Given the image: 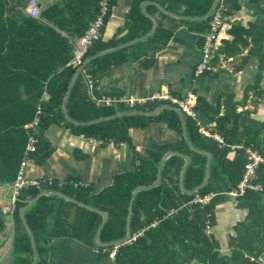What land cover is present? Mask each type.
<instances>
[{"label": "trees", "instance_id": "1", "mask_svg": "<svg viewBox=\"0 0 264 264\" xmlns=\"http://www.w3.org/2000/svg\"><path fill=\"white\" fill-rule=\"evenodd\" d=\"M103 1L57 0L42 8L40 17L35 18L24 11L27 0H0V182L12 184L15 181L26 155L37 164L46 161L53 152V146L43 134L53 123H62L72 133L100 140L103 144L111 140L116 144L129 143V128L144 126L153 119L165 120L171 128L181 133V119L174 109L169 108L153 116L122 115L85 124H75L65 117L63 100L82 62L67 65L74 56L73 45L60 30L70 28L75 36H82L101 14ZM133 1L130 15L139 10L138 14L143 16L140 12L142 0ZM160 1L172 12L179 13L184 7L182 13L190 16L205 15L214 2ZM258 1L264 4V0ZM115 4L116 0H107L104 25ZM222 7L225 9L222 10L224 16L232 9L239 8L238 0H219L208 18L183 21L192 24L190 27L196 31L205 32L210 29V22ZM132 19L135 20V17ZM138 24L136 21L126 36L110 40L103 38V25L82 61L101 50L145 34L151 27L148 24L139 33ZM162 30L159 27L152 39ZM230 31L234 40L244 46H249L248 38L251 37L248 55L256 56L260 69L264 70V23L252 22L248 27L234 24ZM125 49L93 59L79 73L66 102L73 120L88 122L118 112L155 108L157 101L150 103V106L139 104L132 109L124 103L117 107L106 105L97 102V97L102 98L101 93H97L95 98L88 93L89 77L86 75L91 76L96 90V80L102 74L99 70L103 67L101 60L111 55L113 59L116 53H122ZM108 64L104 67L108 68ZM44 92L48 93L49 99L42 101L43 114L38 126L36 130L33 127L27 129L25 125L33 119ZM235 112V107H228L224 115L215 119L217 124L213 131L223 136V143L200 133L194 120L186 116V126L192 141L212 153L208 182L195 193L182 192L179 172L184 160L176 155L171 156L163 166L162 183L137 193L130 220L131 233L135 238L123 244H98L96 234L103 217L99 211L79 203L109 212L100 235L102 242L110 243L124 238L132 191L138 185H149L155 181L165 148L150 151L147 157L139 156L141 161L135 169L117 174L113 183L99 193H94L92 185H84L72 177L64 180L40 179L39 186L23 187L16 197L12 216L9 215L14 222L12 264L33 262V244L20 216V208L44 190L61 192L63 195H43L25 211V220L34 234L38 252L36 264H48L47 256L52 249V242L60 237L78 238L91 247L104 250L106 255L115 250L114 264H264V120L251 118V112L247 110ZM30 136L36 139L35 149L27 151ZM233 145L236 146L235 156L230 159L228 154ZM248 146L261 154L262 160L258 162L250 180L253 187L249 186L243 193L236 195V205L245 209L246 215L233 225L234 233H230L227 251H224L220 241L208 231L217 224V205L224 202L226 194L233 189L239 192L238 185L244 178L249 162ZM192 153L194 158L184 179L185 187L189 190L203 182L207 159L204 154L196 151ZM64 195L79 203L66 199ZM207 196H210L207 203L199 200ZM2 227L0 217V230Z\"/></svg>", "mask_w": 264, "mask_h": 264}, {"label": "crops", "instance_id": "2", "mask_svg": "<svg viewBox=\"0 0 264 264\" xmlns=\"http://www.w3.org/2000/svg\"><path fill=\"white\" fill-rule=\"evenodd\" d=\"M38 1L42 9L55 3L57 0ZM28 3L29 1L27 0L24 9L27 13ZM133 3V0H116V4L112 7L111 14L104 25L103 38L105 40H110L126 36L130 33V27L134 26L136 21L139 22L137 28L139 33H141L148 24H150L151 27L145 34L93 54L96 55V57L93 58L95 59L115 50L126 48L122 53H116L113 59L111 55L108 59L105 60L104 57L101 60L103 61V67L99 70H101L102 74L96 80V90L91 76L89 74L86 75L89 77L87 78L88 93L92 98H95L97 93H101L102 98L97 97V102L99 103L106 105L113 104L116 107L124 103L131 109L139 104L150 106V103L157 101L153 109L128 111L150 112L157 108H161L160 111L155 114L135 113L146 116L158 115L166 108L174 109L166 106L169 104L177 107L182 112L184 115L185 127L181 120L180 133L176 129L171 128L167 121L153 119L144 126L134 125L130 127L129 135L131 141L129 143L116 144L111 140L103 144L100 140L86 138L82 135L72 133L70 128H67L62 123H53L48 126L43 134L53 146V152L43 164L35 163L33 159L26 155L22 161L25 162L24 175L26 179L40 181V179L55 178L64 180L72 177L77 178L80 180L79 182H82L84 185H92L94 193H99L113 183L114 177L117 174L135 169L141 161L138 158L139 156L147 157L150 151H161L165 148L158 164V172L159 168L162 167L161 181L154 187L162 183V169L166 161L171 156L176 155L184 160L179 172V187L182 192H185L181 187L182 171L187 163L183 155H188L190 157V164L194 158L192 152L196 151L191 147L188 140L196 149L201 151L196 152L207 156L205 176L209 159L205 152L210 153L211 162L212 153L210 150L202 149L192 141V136L188 133L186 126V116L188 115L178 104L173 102V99L183 100L188 94L193 93L195 95L194 110L196 118L188 117H190L192 121L194 120L196 126L199 127L200 133L213 137L220 143H223L224 140L221 134L213 131L217 124L215 119L224 115L228 107H235V113H243L246 110L250 111L251 118L258 121L264 120V70L260 69L259 60L256 56L248 55L252 45L251 37L248 38L250 42L249 46H244L240 41L236 42L234 40V35L230 31V28L234 24L248 27L252 22L258 23L262 21L264 23V4L262 2L258 0H238L239 8L232 9L229 14L226 13L223 16L221 27L215 32L212 31L211 24L210 29L205 32L196 31L190 27L193 25L183 20L200 19L196 17L201 16L184 15L182 13L184 7L180 9L179 13H176L168 10L166 5L161 3L160 0H142L140 12L143 13V16L138 14L139 10L134 15H130ZM217 5L218 2L215 8ZM222 10L225 9L222 7L218 11L222 12ZM134 17L135 20L132 19ZM159 27H162L163 30L155 39H152ZM60 31L68 38L69 43L73 45L74 56L67 63V65H71L73 64L76 50L80 45L81 36H75L70 28H68V30L65 28ZM212 36H214V38ZM208 37H212L213 47L212 50L206 54L204 46ZM93 55L84 59L81 65L78 66V69H80L79 73L93 60L91 59L86 62L87 59ZM112 61L113 63L110 64ZM202 63L207 64V68L202 73H199L198 69ZM106 64H108V68L104 67ZM48 99V93L44 92L40 102L36 106L33 119L25 125L27 129L30 127V124L33 123L39 109L41 110V114H43L42 101H47ZM131 101H133V105ZM217 111L219 114H216ZM33 128L36 130L37 127L35 126ZM185 132L187 137L185 136ZM231 149L228 157L233 159L236 146H231ZM246 151L249 154L248 157L250 162V151H253L251 150V146H248ZM253 152L256 151L254 150ZM167 153L172 154L163 161ZM256 153L259 156L261 155L258 152ZM186 170L183 177L184 187ZM155 181L153 183H155ZM13 183L7 184L0 182V217L3 223V227L0 230V264H12L14 258L12 252L14 222L12 217L5 214L2 210L3 207L10 202ZM138 186L132 191L128 206L127 221L130 214L129 209L131 202V217L133 214L135 200L133 197H136L137 193L142 190H138L134 196V191ZM232 191L237 190L233 189ZM58 193L61 194V192ZM229 194V192L226 194L227 199L224 202L217 205V224L210 227L208 231L214 234L220 241L224 251H227L229 235L232 233L229 230H232L233 225L246 215L245 209L237 207L236 197H229ZM65 198L76 201L71 197L65 196ZM79 204L83 206L86 205L84 203ZM91 210L106 211L96 208ZM106 212L109 218L110 214L108 211ZM223 212H226V214L224 215ZM236 216H240V218L237 219ZM225 219H228V222L224 229L225 242L223 243L222 236L218 233L223 229L222 224ZM227 228L230 229L227 230ZM232 231L234 233V230ZM104 253V250L101 251L98 247H91L78 238L60 237L53 240L52 249L47 259L48 264H114L113 258H111L109 254L106 255Z\"/></svg>", "mask_w": 264, "mask_h": 264}, {"label": "built area", "instance_id": "3", "mask_svg": "<svg viewBox=\"0 0 264 264\" xmlns=\"http://www.w3.org/2000/svg\"><path fill=\"white\" fill-rule=\"evenodd\" d=\"M40 4L37 0H30L28 4V13L33 17H38L40 15ZM108 11L107 6V0H104L102 2V11L99 17H97L90 25L89 29L81 36L80 38V45L76 50V55L73 60L74 64H80L82 62V59L84 55L87 53L88 48L91 46L93 41L98 38L99 32L101 27L104 25V15ZM223 21V14L221 11H217L214 15L213 20L211 21L212 31L215 32L218 30V28L221 26ZM214 38V36H212ZM212 37H208L205 46L204 51L206 54L212 50L213 47V39ZM207 68V64L202 63L199 66L198 72L202 73ZM194 101H195V95L193 93H190L187 95V97L183 100L173 99V102L178 104L179 107L190 117L196 118V113L194 110ZM131 104L133 105V101H131ZM40 115L41 110L39 109L37 111V116L33 123L30 124V127H35L38 125L40 121ZM35 141L36 139L33 136L29 137V142L27 145V151H31L35 149ZM250 162L246 166L244 178L242 182L239 185V192L238 191H232L233 194H241L245 191V188L247 187H253V185L250 183V180L254 176L255 173V167L257 166L258 162L262 160V158L253 151H250ZM24 168H25V162H22L21 168L18 172V175L16 177V180L14 181V184L12 186V197L10 199V202L3 207V212L11 215L13 214V211L15 209V200L17 195L19 194L20 190L27 186V185H36L39 186L38 180L33 179H26L24 175ZM200 201H203L202 199H199ZM205 201V200H204ZM134 239V238H133ZM116 251L113 250L110 253L111 258H115Z\"/></svg>", "mask_w": 264, "mask_h": 264}, {"label": "water", "instance_id": "4", "mask_svg": "<svg viewBox=\"0 0 264 264\" xmlns=\"http://www.w3.org/2000/svg\"><path fill=\"white\" fill-rule=\"evenodd\" d=\"M217 2H218V0H214V2H213V4H212L211 8L209 9V11H208L205 15H203V16H201V17H196V18H200V19L208 18V17L211 15L213 9L215 8ZM94 57H96V55H93L92 57L88 58L86 62L90 61V60L93 59ZM79 71H80V69H78L77 72L74 74L73 79H72V81H71V83H70V85H69V87H68L67 93H66V95H65V97H64V100H63V110H64L65 117H66L68 120H70V121H72L73 123H75V124H85V123H91V122L103 121V120L111 119V118L118 117V116H121V115H124V114H135V113L155 114V113H158V112L160 111V109H161V108H157V109H155L154 111H150V112H145V111H134V112L117 113V114H114V115H111V116H107V117H103V118H99V119H94V120H91V121H88V122H78V121H76V120H73V119L71 118V116H70L68 110H67L66 102H67V99H68V97H69V94H70V91H71V89H72V86L74 85V83H75V81H76V79H77V76H78ZM166 106L174 108V109L179 113L180 118H181V120H182V123H183V125H184V127H185V120H184V115L182 114V112H181L177 107L171 106V105H169V104L166 105ZM185 136L187 137L186 132H185ZM188 142L190 143V145H191V147H192L193 149H195L196 151H200V150L196 149V148L193 146V144H192L189 140H188ZM200 152H201V151H200ZM173 153H175V152H173ZM205 153H206V154L208 155V157H209V159H208V163H207V169H206V176H205V179H204V181H203V183H202L201 185H199L198 187H196L195 189H193V190H191V191H190V190H187V189L184 187V184H183L184 172H185V170H186V168H187V166H188V164H189V162H190L191 159H190V157H189L188 155H183L184 158L186 159L187 163H186V165H185V167H184V169H183V171H182L181 187H182V189H183L185 192H187V193H194V192H196L199 188H201V187L206 183V181H207V179H208V177H209V174H210L209 169H210L211 156H210V153H208V152H205ZM170 154H172V153H167V154L164 156L163 161H164V160H165ZM162 163H163V162H162ZM161 168H162V167L159 168L158 177H157L155 183H153V184H151V185H141V186H138L137 189L134 191V196L136 195L137 191L140 190V189H148V188H150V187H154L155 185H158V184H159V182L161 181ZM52 193H58V192L41 191L36 197H34L33 199H31V200L27 203V205H25V206H23V207L20 208V216L22 217V219H23V221H24V224H25V227H26V229H27V231H28V233H29V235H30V237H31L32 244H33V249H34V259H33V262H32L31 264H36V262H37V260H38V252H37V249H36V243H35V239H34V234H33L32 230L30 229L29 225L27 224V222H26V220H25V211H26V210H27V209H28V208H29V207H30L35 201H37V199H39L41 196H43V195H49V194H52ZM58 194H60V193H58ZM133 198H135V197H133ZM133 198H132V200H133ZM85 206H86V205H85ZM86 207H88V208H90V209H94V208H92V207H90V206H86ZM131 210H132V202H131L130 209H129L130 214H129V216H128V221H127V234H126V236H125L124 238L120 239V240H117V241H114V242H110V243H104V242L101 241L100 235H101L102 228H103V226H104V224H105V222H106V219L108 218V213H107L106 211H99V212L102 214V216H103V221H102V223H101V225H100V227H99V229H98V232H97V234H96V241H97V243H98V244H101V245H112V244H114V245H120V244H123V243L127 242V241L130 239V237H131V226H130Z\"/></svg>", "mask_w": 264, "mask_h": 264}, {"label": "rangeland", "instance_id": "5", "mask_svg": "<svg viewBox=\"0 0 264 264\" xmlns=\"http://www.w3.org/2000/svg\"><path fill=\"white\" fill-rule=\"evenodd\" d=\"M229 197L234 198V197H236V194L230 193V194H229ZM223 214L225 215L226 212H225V213L223 212ZM235 214H236V213H235ZM237 214H238V213H237ZM237 214H236V215H237ZM238 215H239V214H238ZM236 218L239 219L240 216H236ZM233 219L236 220L235 218H233ZM227 222H228V219H225V220L223 221V224H222V228H223V229L220 230V233H218V234H220V235L222 236V242H223V243L225 242V241H224V238H225V237H224V231H225L224 229H225L226 226H227V224H226ZM228 229H230V228H227V230H228ZM232 230H233V229H232ZM232 230H229V231L233 233ZM226 237H227V236H226Z\"/></svg>", "mask_w": 264, "mask_h": 264}, {"label": "clouds", "instance_id": "6", "mask_svg": "<svg viewBox=\"0 0 264 264\" xmlns=\"http://www.w3.org/2000/svg\"><path fill=\"white\" fill-rule=\"evenodd\" d=\"M38 1V0H37ZM39 2V1H38ZM29 4V3H28ZM39 4H40V2H39ZM40 7H41V4H40ZM30 15V14H29ZM39 17V16H38ZM38 17H35V18H38ZM211 23V22H210ZM222 25V24H221ZM221 27V26H220ZM219 29V28H218ZM16 180V179H15ZM14 184V183H13ZM229 193H231V192H229ZM11 197H12V194H11ZM209 199H210V196H207V197H205V198H203L202 200V202L203 203H207L208 201H209ZM205 200V201H204ZM6 214V213H5ZM133 238H135V235H133L132 236V234H131V237H130V239L128 240V241H130L131 239H133ZM127 241V242H128Z\"/></svg>", "mask_w": 264, "mask_h": 264}]
</instances>
